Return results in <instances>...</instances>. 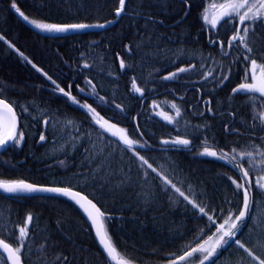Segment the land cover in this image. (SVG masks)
<instances>
[{
    "label": "trees",
    "instance_id": "obj_1",
    "mask_svg": "<svg viewBox=\"0 0 264 264\" xmlns=\"http://www.w3.org/2000/svg\"><path fill=\"white\" fill-rule=\"evenodd\" d=\"M232 1L199 0L197 3L195 0H189L191 7L184 21L169 27L185 12V3L182 0H127L125 7L127 15L140 17L125 15L111 29L102 32L50 38L38 35L25 27L14 15L11 0H0V35L5 36V41H0V98L18 106L15 110L19 115L25 140L34 136L33 130H29L27 125L42 118L41 131L45 133L47 139L38 148L43 149L49 145L48 151L57 150L56 155L59 156L68 152L71 154L69 158H74L76 151L84 144L77 135L68 148L62 143L50 145V136L55 135L54 132L50 133V129L59 123L60 119L39 110L42 103L37 96H31L29 102L24 98L18 103L14 101L18 98L17 94L7 93L23 91L22 95H26L29 91L32 93L41 88L52 92L56 88L44 75L41 73L37 75L32 67L31 70L38 76V80H28L20 67L26 62L19 53L27 56L65 91L71 85V91L80 101L91 102L85 96L91 91L92 95L103 96L107 103L112 102L114 106L120 104L126 118L122 117L118 109L107 113L106 108L102 107L100 110L102 113L98 110L99 114L115 123L119 129H123L129 139L139 141L143 133L142 136L150 144V148L141 152L132 151L115 143L109 145L108 138L95 123L93 115L79 107V116L87 121V126L83 128L80 122H74L80 125L78 128L83 134H87L88 140L91 141L88 145L97 153L101 150L103 154L109 153L108 159L111 161L109 167L115 168L117 172L122 169L128 173L131 177V186L120 184L117 178L111 182L106 181L107 188L101 189L99 184H94L90 180L75 178L81 173L85 161L75 166L73 161L62 158L59 161L64 163L58 161L59 166L54 168L51 167L52 163L31 166L28 159L31 155L29 149L20 147L9 148L0 155V180L23 179L42 186L71 185L73 190H80L97 203L106 216L112 217L105 225L109 241L116 249L118 259L128 264H170L173 258L183 255L192 247H198L210 238L215 241L219 234L215 228L209 230L207 216L211 215L217 226L224 223L229 216H234L242 198L240 194L235 193V186L229 177L239 182L243 170H248L249 179L255 185L259 177L264 175V97L257 93L242 95L234 94L232 91L240 83L249 82L243 79L246 63L243 61V55L246 46L253 48L252 58L258 63H264V55L258 51L264 48V27L257 25L258 31L255 34L250 28L246 36L241 28L240 36L243 37V43L232 49L227 57L220 53L215 55L218 69L214 73L201 72L198 66L202 64L200 59L206 60L200 54L203 47L201 37L205 34L199 29L196 33L189 32L194 19L197 20V16L204 9H215L221 3ZM15 2L30 20L57 24L109 22L114 19L113 12L119 6L118 0H15ZM145 13L150 15V19L144 15ZM199 20L198 27H207L201 18ZM237 24L238 17L232 24L224 22L216 31L209 30V34L226 44L230 37L236 35L233 28ZM154 35L159 37L160 49L153 52ZM89 43L94 44L90 46ZM110 43L111 47L107 45ZM8 44H12L13 47L9 48ZM194 45H198V49L188 52V48ZM142 50L144 61H139V53ZM174 51L182 53L181 57L189 56V60H185L184 67L175 66L171 70H166L165 60ZM56 52H70L75 55L74 59L77 58L78 62L70 69V73L77 74L62 77L48 69L50 62L48 57L56 55ZM197 53L200 54V58L194 57ZM118 60H123L125 64L123 69L120 68ZM84 63H88L90 67L83 68ZM181 67L186 71L178 74L193 76L198 74L199 77L187 82L191 83L189 85L176 86L178 93L174 98L171 97L173 101L169 95L171 93L167 92L169 88L159 89L155 93L162 96L161 101L166 104L164 107L156 106L151 100L154 93H148L151 83L173 84L176 82L175 79L164 80V77L177 72ZM220 75L229 77L223 86H219L214 79ZM88 80L94 85L92 90L91 86L87 85ZM133 82L141 89L142 94L136 92ZM77 85L85 91L81 93ZM188 88L192 90L186 97L178 99L177 97H181ZM120 92L132 96L137 109L144 100L146 107L148 106L147 116L129 117L128 112L133 109L131 106L127 107L116 100H108V97ZM53 97L66 99L61 96ZM210 97L212 102L216 105L218 103L219 109L215 108L211 114L205 112L200 115L203 102ZM192 103L193 106L187 110L188 105ZM93 104L97 107L96 103ZM24 108L27 109L26 112L21 111ZM177 110L180 111V116L176 115ZM161 115L171 117L172 123L162 120ZM45 119L50 122L48 127L43 124ZM62 124L65 127L70 126L68 123ZM225 125L229 127L228 132L224 130ZM136 126H139V131H136ZM233 128L237 131L231 132ZM36 135L37 133L35 140ZM176 138L190 139V149L161 144L162 140ZM204 148L216 151L217 157L224 158L199 155ZM78 155L82 156L83 153ZM140 156L147 159L162 176L171 179L197 207L193 209L192 205L171 189L170 185L167 186L169 191L165 193L163 181L159 178L155 182L151 180L150 177H155L156 173H152L147 165L141 163ZM12 163L19 169L17 173L13 172ZM93 169L99 174L100 169L96 164H93ZM137 170L141 174L144 172L150 174L147 183H143V175L140 180L137 179ZM157 185L160 186L159 189ZM252 195L259 197L255 187L252 189ZM224 201L233 203L229 206L224 204ZM218 205L220 207H217ZM200 207L205 208L207 215L199 212ZM40 208L47 211H40ZM28 214L33 216V220L27 225L29 235L22 242L25 245L21 249L23 264H63L60 259L63 256H68V264H110L95 244L82 213L72 202L60 197L13 199L0 195V239L13 246H19L16 241L18 228L26 225ZM70 214L76 217V224ZM262 225L264 200L253 203V214L238 237L246 247L259 256H264V247H261L264 245ZM218 252L220 255L212 258L215 264H258L239 249L238 245L218 249ZM196 256L203 258L198 253ZM180 264H199V260L194 257ZM205 264L210 262L205 261Z\"/></svg>",
    "mask_w": 264,
    "mask_h": 264
},
{
    "label": "snow or ice",
    "instance_id": "obj_2",
    "mask_svg": "<svg viewBox=\"0 0 264 264\" xmlns=\"http://www.w3.org/2000/svg\"><path fill=\"white\" fill-rule=\"evenodd\" d=\"M186 6L190 9L191 5L189 0H183ZM119 6L115 10V16L120 18L121 13L125 12V4L126 0H118ZM216 7V5H213ZM219 8L222 10L219 16H215L209 21L207 16H203L202 20L205 23H210L212 29H216L218 23L223 20L225 23L232 24L236 21L238 17V24L233 28V31L236 35H233L231 39L228 41V48L234 49L239 46L240 43H243V37L240 36L241 28L243 29V33L246 36L251 31L255 34L258 31V27H264V0H239V2L234 3H221L219 4ZM11 9H14L16 13L19 14L20 17L23 18L24 21L33 25L36 29H39L41 32L45 33H56V34H66L69 31H80V30H87L89 28H99L104 29L107 27L104 23L98 24H87V23H71V24H57V23H37L35 20H30L27 15L17 6L15 0H11ZM187 14V13H186ZM148 19H150V15L148 13L144 14ZM147 22V20H146ZM248 22V23H246ZM0 41H5V36L0 35ZM210 46H215L219 43L221 50L224 48V44L221 41H218L214 37H210L208 40ZM9 48H12V44H8ZM127 47V46H126ZM131 51V49H129ZM259 53L264 55V48H260ZM253 52V48L245 47V54L243 55V61L246 62L244 64V73L243 79L249 82L240 83L238 87L234 88L232 91L234 94H254L258 93L260 97H264V63H258L256 59L252 58L251 53ZM225 56L228 55V52H223ZM22 57L24 62L27 64H31V67L35 69L36 72L41 73L44 75L48 80L51 81L53 85L56 86L55 90H58L63 96L67 97L69 101L72 102L74 105H78L81 109L86 110L87 113L96 114V109L91 107L90 105L78 104L76 98L71 95L70 91H65L64 88L60 87L59 84L55 80H53L50 76H47V73H44L41 68H39L35 63H33L27 56L23 53H19ZM90 65L88 63L83 64V68H89ZM121 69L125 67L123 60L120 63ZM186 69L181 67L178 69L177 72H172L170 75L165 76L164 80H172L177 78L178 73L185 72ZM217 81L219 86H223L225 82L228 81V75H220L219 77H214ZM87 85L92 86V81L88 80ZM71 89V85L68 86ZM79 91L83 93L85 91L84 88H80L77 85ZM94 87V86H93ZM133 88L136 92H141L140 88L136 87L135 82H133ZM199 91V89H197ZM142 94V92H141ZM98 96V94H97ZM98 100L100 101V105L104 106L111 110L112 105L105 102L103 96H98ZM211 97L204 101L203 104L208 106V112L211 114L213 109L211 108ZM15 107H18L10 102H6V99L0 98V150H6L8 146L12 147H21L23 141L25 139V133L23 131H18V117L17 112L14 110ZM175 107V105H173ZM115 108L120 110V114L123 118L124 116V109L121 108L120 104H115ZM22 112H26L27 109H21ZM177 116H180V111L177 110ZM200 115H203V112L200 111ZM102 118H98L95 120L96 124L100 125V128L104 129V126L108 124V120H104L101 123ZM169 124L172 123L171 117H165ZM256 119V117H253ZM49 121L45 119L43 124L45 127L49 126ZM115 124H108L109 129L115 128ZM224 130L226 132L229 131L228 125H225ZM120 133L119 141H122L123 145H126L128 148H132L135 141L129 139L126 134H124L123 129H117ZM136 131H139V126H136ZM235 128L231 129V132H236ZM78 138L84 142V147L82 149L84 156L83 159L85 161L84 165H82V170L79 175L75 178L77 179H84L90 180L94 184H99L101 189L107 188V183L118 178L120 184H128L130 185L131 177L128 173L124 172L122 169L117 172L115 168L109 167L111 161L103 156V150L97 153L93 148L88 147V143L91 141L88 140L87 134H83L81 129L76 130ZM113 137L116 136V132H112L111 134ZM143 135V133H141ZM47 139L44 132H41L39 135V141L44 142ZM116 143L114 141L109 140L108 144L111 145ZM162 145H173V146H182L187 148L191 145L190 139L186 138H176V139H165L161 141ZM107 147V145H106ZM150 148L148 145L141 144L138 148L146 149ZM164 149H161L163 152ZM201 156H208L213 158H220L223 159L224 157H217L216 151H210L208 148H204L203 152L199 153ZM227 153H225V156ZM249 155H251L249 153ZM99 157V161H98ZM139 160L143 165H147L148 169H151L152 173H156L155 177H150V174L144 172L141 174L139 170H137V179L140 180L141 176L143 175V183H147L149 177L153 182L159 178L163 181V185L165 186L163 191L167 193L169 188L167 186H171V189H174L176 193H179L180 197H183L188 204L192 205V208L195 209L197 205L193 203L191 199L180 188H178L174 183H172L171 179H168L166 176H162L157 169L153 167L152 164L148 162L143 156L139 157ZM61 164L64 161H60ZM93 164H96L97 168L100 169L99 174L93 169ZM239 167V166H238ZM250 172L248 170H243V174L240 177V181L238 182L236 179L231 180L232 185L235 186V193L241 195V199L239 201L240 206L237 208L236 213L234 216H229L224 223H220L218 226L216 221L213 220L211 215L207 216V220L209 222V230L215 228L216 233H218V238L211 244L210 247H205V244L208 241H205L204 244H199L198 247H192L190 250L186 251L183 255L179 257L173 258L170 261V264H180L181 261H188L190 258H196L199 260V264H205V261H209L210 264H215V261L212 259L213 257H218L220 253L218 249H224L231 247L232 245H238L239 249H242L244 253L247 254L248 257L251 258L252 261L258 262V264H264V256H259L254 254L249 247L245 246V243L241 242L238 238L241 230L247 225L249 219L253 214V203H258L260 200H264V175L259 177V180L253 182L249 179ZM253 187L256 188L257 192L259 193V197H254L252 195ZM159 189L160 186L157 185ZM0 192L6 194L10 197H20V196H36L37 198H45L46 196H60L66 197L75 202L83 212L86 214L87 219L90 221V226L95 230V236L99 238V244L102 245L103 252L106 253L107 258L116 261V264H124L123 261L117 260L116 258V249L112 246L111 242L108 238V232L105 229V225L109 223L112 219L111 216H106V213L101 210V207L97 206V203L93 202L92 199H89L87 195L81 193L80 190H73L71 185L69 186H42L37 185L30 182H25L23 179L20 180H0ZM233 202L231 201H224V204L231 205ZM217 207H220L219 205ZM199 212L207 215L205 213V208L200 207ZM33 220V216L28 214L26 217V225L19 226L18 228V236L16 237V241L19 246H13L11 243L5 242L4 239H0V249H2V253L0 255L6 254V264H22V254L21 249L25 247L23 241L29 235L28 227ZM264 226V225H262ZM264 247V245H261ZM197 253H206L203 258H199L196 256ZM63 261V264H68V256H63L60 258Z\"/></svg>",
    "mask_w": 264,
    "mask_h": 264
},
{
    "label": "bare ground",
    "instance_id": "obj_3",
    "mask_svg": "<svg viewBox=\"0 0 264 264\" xmlns=\"http://www.w3.org/2000/svg\"><path fill=\"white\" fill-rule=\"evenodd\" d=\"M195 1L197 3H199V0H195ZM126 3H127V1H126ZM125 7H126V4H125ZM189 10L190 9L185 5V12H183V14L180 16V18H178L177 21H175L174 23L170 24L169 27H174L177 24H181L184 21V19L186 18ZM114 14H115V11L113 12V15ZM207 14H208L207 10L204 9L203 12L200 13L197 16V20L194 19L193 27L190 28V31L189 32L196 33V31L198 32L200 30V32H202L203 34H205V36H202L201 35L202 36L201 37V42H203V45H202L203 47L201 48L200 54H201V56L203 58L205 57L206 60L200 59V63H202V64H200L198 66H199V70L201 72L202 71H209L211 73H214L218 69L217 68V65L215 63V59H214L216 57L215 55L218 54V53H220V49L218 47H216V45H218V43L215 46H210L209 43H208V40L211 37L210 34H209V30H211V25H207V27L206 26H200V27H198V25H197V21L200 18L202 19L203 16H207ZM14 15H15V12H14ZM125 15H127L126 12H124V14L120 18H122ZM127 16H129V17H140L138 15H133V14H129ZM114 19H115V16H114ZM114 19H112L111 21H113ZM111 21H109V22H111ZM118 21H117V23H118ZM109 22H104V23H109ZM90 25H92V24H90ZM104 31H106V30H104ZM147 31L149 32V29ZM89 33H97V32H89ZM83 34H86V33H83ZM77 35H81V34H77ZM72 36H75V35H72ZM68 37H71V36H68ZM58 38H65V37H58ZM216 39L218 40V38H216ZM93 44L94 43H89L90 46H92ZM107 45L110 46V47L112 46L111 43L110 44H107ZM152 47H153V52L160 49V40H159V37H156L155 35H154V37H152ZM193 49H198V45H194L193 47L188 48L187 51L188 52H191V51H193ZM153 52H152V55H153ZM145 53H147V50H145ZM181 54L182 53H180L179 51H177L176 53L174 51V53H172V55H169L166 58V60H165L166 70L167 69H170L171 70L175 66H183V67L185 66V63H186L185 60H189V56L188 57H185V56L184 57H181L180 56ZM200 54L197 53V54L194 55V57L195 58H200ZM74 58H75V55L71 54L70 52H56V55H53L50 58L48 57V62L50 61L48 63L49 64L48 69H50L51 71L55 72L57 75H61L62 77L63 76H67L68 77L70 74L75 75V74H77L76 72L70 73V69L72 67H74L76 65V63L78 62V59L77 58L74 59ZM138 60L139 61H142V60L144 61V50H142L139 53ZM118 63L120 65L121 61L118 60ZM173 63H175V64L172 65ZM136 66H137V64H136ZM20 67H21L24 75L26 76V78L28 80H38L37 79L38 78V76H37L38 75V72H36L35 69H34V72H36L37 75L32 72V70H31V64L22 63V65ZM61 76H58V78L60 79ZM198 77H199L198 74H195L194 76L193 75H188V74H178V76H177V78H175V80H176V82H179V83L174 82L173 84L171 83L169 85L168 84L158 85V84L151 83V87L148 89V93L149 94L154 93L151 96V100H152V102L156 106L164 107L166 103H163V101H161V97L162 96H160L158 93H155V92H158V90L161 89V88H163V89L169 88V89H167V92L168 93H171V94H169L170 95V98L171 97L174 98L176 96L175 94L178 93V89H177L176 86H178V85H182V86L189 85L191 83H187V82L192 81V80H196ZM145 81L148 82L147 81V78H145ZM93 86L94 85L92 84L91 90L94 88ZM67 89H69V87ZM191 90L192 89L188 88L184 92V94L182 96L180 95L181 97H177V98L178 99H181V98L183 99V97L185 98L186 95H187V93L190 92ZM88 92L91 93V91H88ZM7 93L8 94H12V95L17 94L18 95V98L14 99V101L15 102H18V103H21L22 102L21 99H24V98H25V101L29 102L31 100V96H37V97H39V99H40V101L42 103L40 105V109L39 110H42L43 112H45L47 114L49 113L51 116H53V117H55L57 119L58 118L60 119L59 120V123L54 124L51 127V129H50V133H53L54 132V134H55V135L50 136V140H49L51 142L50 145H55L54 143H62V144H65V146H67V148H68V146L71 145V143L73 142L74 138L77 136L76 130L79 129L78 126L80 127V125H78L74 121H78V123L80 122L79 124H82V127L83 128L87 126V121L85 119H81V117L79 116L80 115L79 110L72 103H70L66 99H62V98L55 99L53 96H58V95L54 91L52 92V90H48V89H45V88H41V90H38L36 92H32L31 93V91H29L26 95H22V93L24 94L23 91H19V92H12V91L10 92V91H8ZM98 96L97 95H92V96L86 97L91 102L80 101L79 99L77 101H78L79 104L80 103H82V104L86 103V104L90 105L91 107H93L95 109L97 108L96 109V114H98L99 116H101L105 120H108L107 118H105L104 116H102L101 114H99V111L104 106H98L100 104V101L98 100ZM12 99H13V96H12ZM108 100L109 101L110 100H116V101H118L120 103L125 104L127 107L131 106L133 109H132V111H129L128 112L129 117H132V118H139V117L140 118H144V117L147 116L148 106L146 107L145 101L144 100H143V102L141 101L142 103H140L139 109H137L135 107L134 98L132 96H130L128 93H126V92H120V93H117V94H115L113 96H110V97H108ZM171 100H172V98H171ZM205 101H207V100H205ZM93 103H96L97 107ZM109 104L112 105L111 110L116 109V108H114L115 106H114V104L112 102H109ZM192 106H193V103L192 104H189L187 110L189 108H191ZM104 108H106V107H104ZM211 108L213 110L215 108L219 109L218 103L216 105L214 102H211ZM111 110H109L108 108H106L105 109V112L108 113V112H111ZM158 111H159V109H158ZM202 112H203V114L205 112L209 113L208 112V106L207 105L202 104ZM92 115H93V117L95 119H98L95 114H92ZM17 117H18V128H19V115H18V113H17ZM20 119H21V117H20ZM41 120H42V118L39 119V120H37V121H35V122H33V123H29L27 125V126H29V130L30 129L33 130V135L34 136H31V137L27 138L26 142L21 147L22 149H26V148L29 149L31 155H30V157H28V159L30 160L31 166H36L38 164L39 165H48V164H51L52 163L51 167L54 168V167L59 166L58 161L60 159H62V158L66 159V160H71V161H73L75 163L74 164L75 166H79L80 162L84 161L83 160L84 153L82 151V149L84 147V144L82 145V147H80L76 151L77 154L74 156V158L73 157L72 158H69V157H71V154L68 153V152H64L62 155L59 156V154L56 155V153H58L57 150L52 151V149H51V150L48 151L49 145L46 146L43 149L38 148L37 143L39 141V135L42 132L41 130H43L41 128ZM71 121H73V122H71ZM108 121L111 122L110 120H108ZM60 122H62V123H68L67 125H70V126L69 127H65ZM111 123H113V122H111ZM113 124H115V123H113ZM135 124L137 125V121H135ZM99 127H100V125H99ZM117 128H118V126H117ZM101 130L103 131V134L108 138V140L114 141V142H116L115 144L121 145V146H123V147H125L127 149H130V150L136 151V152H141V151H144V150L148 149V148H146V149H140L138 151V149H136V148H128L127 146L122 145L119 142H117V141L109 138V136L104 132V130L102 128H101ZM36 133H37V135H36V140H35V134ZM135 144L138 145V146H140L141 144L150 146V144L148 143V141L142 135H140V140L139 141H135ZM88 147L91 148L89 145H88ZM177 147L184 148L182 146H177ZM185 149H187V150L190 149V146L187 147V148H185ZM3 152H5V150ZM81 153H83L82 156L78 155V154H81ZM103 156L108 159L109 158V153L103 154ZM59 163H60V161H59ZM0 195H2V194H0ZM2 196H6V195H2ZM7 197H10V196H7ZM31 197H36V196H31ZM54 197H60V196H54ZM60 198L66 199L64 197H60ZM66 200H68V199H66ZM68 201H70V200H68ZM70 202H72V201H70ZM37 209H39V208H37ZM78 210L80 211L79 208H78ZM40 211L46 212L47 209L40 208ZM69 216H73L74 217L75 224H76V220H77L76 217L74 215H72V214H70ZM73 217H71V218L73 219ZM89 229H90V227H89ZM95 244L97 245L96 241H95ZM97 247H98V245H97ZM98 249L100 250L99 247H98ZM4 264H6V261L4 262ZM125 264H128V263L125 262Z\"/></svg>",
    "mask_w": 264,
    "mask_h": 264
},
{
    "label": "water",
    "instance_id": "obj_4",
    "mask_svg": "<svg viewBox=\"0 0 264 264\" xmlns=\"http://www.w3.org/2000/svg\"><path fill=\"white\" fill-rule=\"evenodd\" d=\"M126 1H127V0H126ZM123 14H124V13H121V16H122ZM15 15H16V17L18 18V20H19L23 25H25L28 29L32 30L34 33H36V34H38V35H41V36L50 37V38L68 37V36H72V35L83 34V33H89V32H101V31H104V30H107V29H110L111 27H113V26L117 23V21L120 19V18H117V17L115 16V14H114L115 19H114L113 21L109 22V23H104V24L107 25V27L104 28V29H99V28H89V29H87V30L69 31V32L66 33V34H56V33H45V32H41L39 29H36L33 25H31V24L27 23L26 21H24L23 18L20 17L18 13L15 12ZM121 16H120V17H121ZM95 115L97 116V118H102V117L99 116L98 114H95ZM104 120H105V119L102 118V119H101V123H103ZM108 124H113V123H111V122L108 121ZM108 124H106V125L104 126V129H103L104 132L109 136V138H111V139H113V140H115V141H117V142H119L120 144L123 145L122 141H119L120 133L117 131V129H118L117 126H116L115 128L109 129L108 131H105V129L108 128ZM112 132H116V136H115V137H113V136L111 135ZM125 146H126V145H125ZM8 147H9V146H8ZM132 148H136V149H138L139 146L136 145V144L134 143V145L132 146ZM3 151H4V150H0V153H2ZM0 194H2V195H6V194H3L2 192H0ZM6 196H7V195H6ZM20 197H24V196H20ZM25 197H30V196H25ZM64 198H66V197H64ZM66 199H68V198H66ZM68 200H70V199H68ZM70 201H72V200H70ZM72 202L75 204L74 201H72ZM75 205H76V204H75ZM76 206H77V207L80 209V211L82 212V214H83V216H84V218H85V220H86L88 226L90 227V230H91V232H92L93 238H94V240L96 241V243H97L98 247L100 248L101 252L104 254V256L106 257V259H107L111 264H116V261L111 260L110 258H107L106 253L103 252L102 245L99 244V238L95 236V230L90 226V221L87 219L86 214L83 212V210H82L78 205H76ZM0 253H2V249H0ZM115 255H116V258H117V254H116V253H115ZM1 256H2V257L4 258V260L6 261V254H3V255H1ZM117 260H121V259H118V258H117ZM121 261H123V260H121ZM123 262H124V261H123ZM124 264H125V262H124Z\"/></svg>",
    "mask_w": 264,
    "mask_h": 264
},
{
    "label": "flooded vegetation",
    "instance_id": "obj_5",
    "mask_svg": "<svg viewBox=\"0 0 264 264\" xmlns=\"http://www.w3.org/2000/svg\"><path fill=\"white\" fill-rule=\"evenodd\" d=\"M233 3L234 2H239V0H233L232 1ZM227 3H229V2H227ZM231 3V2H230ZM186 5V4H185ZM221 9L217 6V8H215V9H208L207 10V12H208V14H207V17L209 18V21H211V19L213 18V17H215V16H219L220 15V13H221ZM209 13L211 14L210 15V17H209ZM262 14H264V12H262ZM224 23V21L223 20H221L219 23H218V25H217V28L216 29H212L211 28V30L210 31H216L218 28H219V26H221L222 24ZM207 25H210V24H208V23H206ZM231 39V37L228 39V41ZM218 41H220L219 39H218ZM228 41H227V43L226 44H224V48H223V50H221V48H220V45H219V43H218V45H216L219 49H220V54L223 56V57H227L228 55H230V53H231V50L232 49H229L228 48ZM221 42H223V41H221ZM223 52H228V55L227 56H225L224 54H223ZM66 91H70L71 92V95L72 96H74V94H73V92L71 91V89H67ZM58 96H61V97H64V98H66L67 100H68V98L67 97H65V96H63V94H61L58 90H55L54 91ZM258 94V93H257ZM85 96H92V93H89V92H87L86 94H85ZM75 98H76V100H78V96H74ZM69 101V100H68ZM78 102V101H77ZM70 103H72L71 101H70ZM79 104V103H78ZM74 105V104H73ZM77 109H79V107H78V105H74ZM15 109V108H14ZM18 131H21V125H20V120H19V128H18ZM26 142V140L24 139V141H23V144ZM43 142H40V141H38V143H37V146H39V145H41ZM22 144V145H23ZM22 147V146H21ZM20 147V148H21ZM9 148H12V146H10ZM9 148H7V149H9ZM17 148H19V147H17ZM14 149H16V147L14 148ZM6 151V150H5ZM3 153V152H2ZM2 153H0V155L2 154ZM11 166H12V169H13V172L14 173H17V171H19V169H17V167L15 166V164H11ZM26 182V181H25ZM13 199H21V198H26L25 196L24 197H12Z\"/></svg>",
    "mask_w": 264,
    "mask_h": 264
},
{
    "label": "rangeland",
    "instance_id": "obj_6",
    "mask_svg": "<svg viewBox=\"0 0 264 264\" xmlns=\"http://www.w3.org/2000/svg\"><path fill=\"white\" fill-rule=\"evenodd\" d=\"M231 3H233V2H231ZM210 15H211V14L209 13V17H210ZM208 24H210V23H208ZM210 25H211V24H210ZM160 118H161L162 120H164V121H167V120L165 119V116H162V115H161ZM207 241H208V243L205 244V247H210L211 244L214 242L212 238L208 239ZM204 243H205V242H204ZM204 243H202V244H204ZM198 254L202 255V257L204 256L203 253H198ZM0 264H4V262H3V260H2L1 258H0Z\"/></svg>",
    "mask_w": 264,
    "mask_h": 264
}]
</instances>
